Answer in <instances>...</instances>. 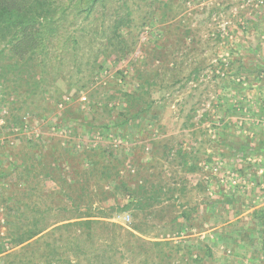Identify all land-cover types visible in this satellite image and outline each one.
Wrapping results in <instances>:
<instances>
[{
    "label": "rangeland",
    "instance_id": "rangeland-1",
    "mask_svg": "<svg viewBox=\"0 0 264 264\" xmlns=\"http://www.w3.org/2000/svg\"><path fill=\"white\" fill-rule=\"evenodd\" d=\"M131 6L130 23L120 33L134 44L120 60L102 59L101 67L79 82L73 63L66 61L62 69L50 67L48 86H44L47 103H37L38 108L21 104L22 95L15 86L7 84L8 95L0 94V240L8 237L13 209L19 213L16 207L36 203L53 222L57 208L70 205L67 195L57 194L54 182L37 173L52 161L47 152L50 145L61 140L63 150L101 146L117 158L126 154L127 165L120 169L118 180L130 192L136 189V198L144 188L154 198L143 213L119 211L109 219L98 218L119 226L111 227L109 233L92 231L101 248L112 247L113 263L102 264H141L145 254L147 264H161L157 250L165 247L154 242L178 247L168 264H264L254 219L264 217V0H136ZM75 14L72 7L65 13L66 33L69 39L79 40V49L86 50L87 32L103 30L101 24L109 15L104 19L99 9L94 13L98 19L90 15L87 19L92 23H81L85 16ZM142 19L145 24L139 27ZM57 70L60 76L53 81ZM144 81L152 104L139 117L143 134L139 133L142 126L124 130L113 125L125 104L120 93L107 105L111 115L93 107H99L98 100L106 94L132 93ZM55 89L62 92L60 100ZM144 104L139 102L137 109L145 108ZM68 105L75 106L73 114L80 111L82 115H69ZM44 106L50 108L48 114ZM14 116L22 124L15 125ZM26 117L30 123L24 121ZM139 139L147 144L134 161L132 148L141 143ZM242 142L249 146L236 152L232 145ZM183 153L187 165L182 163ZM23 164L36 168L25 179L18 176L28 175ZM192 164L194 170H188ZM102 185L112 192V182ZM122 193L119 184L115 196L95 199L92 207L107 210L115 198L123 206L130 195ZM185 210L193 218L192 227L180 216ZM23 212L25 219L31 210ZM132 224L141 230H134ZM129 232L141 242L129 245ZM40 238H33L38 242L27 247L6 245L0 264L16 262L12 254L21 257L19 264L28 258L31 264H42L39 256L50 240ZM133 249L142 253L134 256ZM61 251L60 259L77 264L73 249Z\"/></svg>",
    "mask_w": 264,
    "mask_h": 264
},
{
    "label": "trees",
    "instance_id": "trees-1",
    "mask_svg": "<svg viewBox=\"0 0 264 264\" xmlns=\"http://www.w3.org/2000/svg\"><path fill=\"white\" fill-rule=\"evenodd\" d=\"M141 1L146 2V0ZM135 2L136 0H0V94L3 93L5 95L7 93V84L12 87L15 86L19 88L22 95L23 102L21 104H27V107L34 104L33 106L38 108L37 103L44 105L47 103L45 96L48 91L44 86L48 81L50 67L52 69L54 67L56 69H62L67 65L66 61L70 63L69 65L73 63L77 66L76 76L80 75L81 77L77 81L79 82L85 77L90 78L93 75V71L101 67L100 62L102 59L115 57L114 59L120 60L134 44V40L130 44L127 39L123 38L120 29L122 26L129 25L130 20L128 18L132 14L131 5ZM149 5H152V1ZM71 7L76 9L75 17L77 14H83V17L85 16L81 23H92L91 20L87 19L90 15H93V20L98 19L94 17V13L99 9H102V15L105 16L104 19L106 15H109L107 22L101 24L104 28H102L103 30L91 29L87 32L86 50L79 49L80 43L77 42L79 40L72 36L69 39L66 33L67 21L65 20V13ZM149 13L152 12L149 11ZM145 20L142 19L139 27L145 24ZM82 30L84 31L85 28H82ZM69 45L72 47L70 48ZM56 64H59V66L57 67ZM244 66L241 67L243 70H246ZM257 67L253 65V68L258 69ZM59 76L58 70L55 71L53 81ZM62 77L65 78V74ZM144 83L142 85L140 84L139 88L132 93H122L117 90L112 91L106 94L104 99L98 100V103H100L99 107L96 104L93 107L99 109L101 107L102 112L108 116L111 115L112 109L108 108L107 105L111 101H114L118 93H120L125 99V104L121 112L117 113L113 125L116 128H122L124 130L132 126L141 129L142 125L139 117L142 115L141 113L145 112L147 114L152 104L148 100L149 89L145 88V85L149 86V84L146 81ZM55 90V93H57L56 96L60 100L62 92L61 90ZM14 91L18 92L17 89ZM77 92L78 90L76 89L75 93ZM58 99L55 100V107L59 101ZM139 102H144L145 108L141 106L137 109ZM46 106L49 107V104ZM27 107L26 109H28ZM18 109H22V107L20 106ZM43 110H46L48 114L50 108L45 109L44 106ZM74 110V105H68L66 108V112L69 115L76 117L82 115L80 111H76L73 114ZM13 118L14 124L20 125L18 124L22 122L20 118L16 116ZM24 121L30 123L28 117ZM144 130L145 128L139 133L143 134ZM89 132L92 133L91 130ZM147 138L148 136L146 135L144 139ZM144 139H139L141 143L132 148L134 161L136 156L138 157L144 153L147 144V142H144ZM60 142L61 140H56L54 144L50 145V149L47 152L52 161L48 166L42 167L41 172L39 171L37 173L54 182L57 194L67 195L71 202L70 205L67 206L66 203L60 205L54 214L55 220L53 222L49 216L44 215L47 210L39 209L37 204L33 202V204L31 203L32 205L25 204L24 206L16 207L19 213L13 209V216L8 220V222L10 221L8 237L6 241L0 240V255L5 252L6 245L20 246L26 244L25 247H27L31 243H37L38 240L33 242L32 239L40 235L41 240L45 238L50 240L39 256V259L43 261L42 264H52L54 260H56L57 264H69V260L65 259V261L60 259L61 249L66 252L69 247L73 249V256L76 260L78 259L77 264H80L79 258L81 257H83L84 264H97L99 261L101 264L104 261L113 263L114 256L110 254L112 247L107 246L106 248H101V245L96 243V238L92 235V231L94 232L96 229L109 233L111 227L119 226L99 219H109L112 213L119 211L143 213L149 208V204L153 202L154 198L146 194V188L141 190V196L136 198L137 190L133 189L130 192L124 182L118 180L120 169L126 168L127 165L126 154L123 153L117 158L114 157L115 152L107 151L101 148V146L92 149L83 147V149L76 151L63 150ZM236 146L234 144L232 145V148L234 147L233 149L236 152H243L249 145L242 142L236 144ZM182 163L184 165L188 163L184 153L182 154ZM22 167L24 168L23 171H28V175L22 172L18 176L22 177L25 175L24 179L29 177L30 172L36 169L34 164L30 166L23 164ZM188 167V170H194L193 164ZM65 168L66 170L68 168L69 171H65ZM63 171L65 173H61ZM34 175H36V172ZM67 175L68 178L66 180ZM58 179L61 180L57 181ZM70 180L73 182H70ZM91 180L93 183L89 184ZM108 182H112V192L110 190H104V185L102 184L108 185ZM119 184L124 190L122 194L130 195V200L126 204L119 206L115 198L114 206L107 210L99 206L97 208L92 207L94 205L93 200L95 199L103 201L110 195L115 196V193L119 189ZM126 191L128 193H125ZM25 209H30L31 215L29 214L24 219L23 211ZM82 209H86L87 212H82ZM185 212L186 210L180 216L186 222L190 223L193 218ZM254 219L257 220L255 224L259 226L261 234L260 252L262 251L264 253V217L260 215L254 217ZM62 222L66 223L56 225ZM192 226L193 224L191 222L190 227ZM50 227L52 228L49 229ZM132 228L138 232L141 230V228L137 227V224H132ZM66 232L70 233V235L65 234ZM129 234V242L127 241L129 245L140 241L132 232H129ZM113 243L112 241L111 244ZM153 245L164 246L166 248L165 251V248H159L157 250V254L160 255L162 261L161 264L170 263L175 256L172 254L173 249H178L176 246L170 247V244H167V242H154ZM141 251L139 249H133L134 256L141 254ZM33 253L34 251L29 252V255ZM11 256L12 259L14 258L13 260L17 261H11L8 264H19L21 257L17 254H12ZM147 257L148 255L145 254L141 264H147ZM31 263L32 260L28 258L24 264Z\"/></svg>",
    "mask_w": 264,
    "mask_h": 264
}]
</instances>
